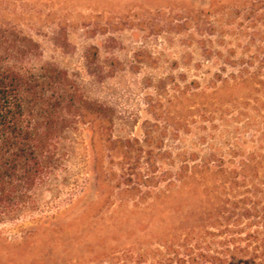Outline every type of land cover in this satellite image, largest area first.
I'll list each match as a JSON object with an SVG mask.
<instances>
[{
  "label": "rangeland",
  "instance_id": "374dc122",
  "mask_svg": "<svg viewBox=\"0 0 264 264\" xmlns=\"http://www.w3.org/2000/svg\"><path fill=\"white\" fill-rule=\"evenodd\" d=\"M257 1L216 0L225 31L212 38L217 50L226 54L235 48L236 57L242 56L238 44L248 37L236 38L233 30L244 20L243 8ZM210 4L0 0V60L35 68L49 63L78 74L85 94L109 107L114 139L148 136L150 144L160 148L156 151L170 152L159 161L162 170H178L179 154L217 152L228 159L235 142L241 155L248 154L259 145L251 134L263 126L255 111L247 115L255 122L246 126L248 117L234 118L239 110L225 112V118L222 110L201 115L193 110V82L206 88L223 62L217 56L205 58L194 29L182 30L178 24L193 16L194 9L207 10ZM86 62L97 64L103 78L90 76ZM233 70L227 66L224 74ZM91 137L86 126L70 134L67 169L43 191L36 211L0 222V264H162L164 243L174 248L182 243L175 229L165 230L146 215L156 193L131 196L121 191L117 157L109 187L98 185ZM103 151V159L111 160Z\"/></svg>",
  "mask_w": 264,
  "mask_h": 264
},
{
  "label": "trees",
  "instance_id": "16d2710c",
  "mask_svg": "<svg viewBox=\"0 0 264 264\" xmlns=\"http://www.w3.org/2000/svg\"><path fill=\"white\" fill-rule=\"evenodd\" d=\"M210 1L209 9H194L178 24L182 30L194 29L205 58L217 56L223 62L206 88L193 82V110L199 115L222 110V118L239 110L234 118L248 117L246 126L255 122L247 116L255 111L263 125L251 134V141L259 142L256 150L241 155L235 142L228 159L217 152L185 153L178 155V170H162L159 161L170 152L156 151L160 148L148 136L114 139L109 107L85 94L78 74L49 63L35 68L0 60V222L39 208L43 191L67 169L70 134L86 126L92 132V172L98 185L109 187L117 157L121 191L156 193L146 215L181 238L177 248L164 243L160 263L264 264V0L243 8L244 20L232 29L236 38L248 37L238 44L239 58L235 48L226 54L216 49L212 38L225 31L217 18L221 4ZM227 66L235 70L224 74ZM85 69L103 78L97 64L86 62ZM103 150L111 160L103 159ZM162 182L166 184L159 188Z\"/></svg>",
  "mask_w": 264,
  "mask_h": 264
}]
</instances>
